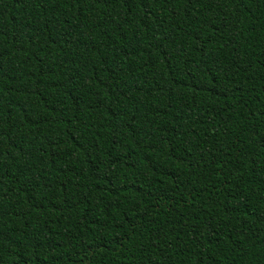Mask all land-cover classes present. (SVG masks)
Here are the masks:
<instances>
[{
  "label": "trees",
  "instance_id": "obj_1",
  "mask_svg": "<svg viewBox=\"0 0 264 264\" xmlns=\"http://www.w3.org/2000/svg\"><path fill=\"white\" fill-rule=\"evenodd\" d=\"M0 264H264V0H0Z\"/></svg>",
  "mask_w": 264,
  "mask_h": 264
}]
</instances>
